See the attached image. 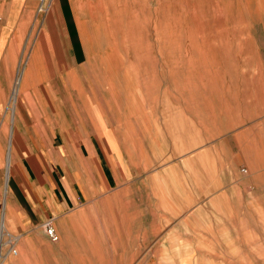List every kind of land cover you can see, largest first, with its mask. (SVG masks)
Returning a JSON list of instances; mask_svg holds the SVG:
<instances>
[{"label":"rangeland","instance_id":"374dc122","mask_svg":"<svg viewBox=\"0 0 264 264\" xmlns=\"http://www.w3.org/2000/svg\"><path fill=\"white\" fill-rule=\"evenodd\" d=\"M37 13L42 50L51 37L70 68L81 66V96H95L102 118L111 123V109L139 149L142 124L155 128L174 156L162 165L195 172V233L149 264H264V0H53ZM209 165L212 206L201 196ZM9 261L50 264L42 253Z\"/></svg>","mask_w":264,"mask_h":264},{"label":"crops","instance_id":"0c3cea01","mask_svg":"<svg viewBox=\"0 0 264 264\" xmlns=\"http://www.w3.org/2000/svg\"><path fill=\"white\" fill-rule=\"evenodd\" d=\"M42 3L53 0H0V264L41 253L50 264L59 255L78 264H149L151 252L195 233L198 181L190 166L181 175L162 165L174 156L155 128L142 124L139 149L111 109L109 123L95 96H81V66L70 68L51 37L42 50ZM202 172L201 196L214 197L213 167ZM48 220L57 244L42 227Z\"/></svg>","mask_w":264,"mask_h":264},{"label":"built area","instance_id":"2783aa9c","mask_svg":"<svg viewBox=\"0 0 264 264\" xmlns=\"http://www.w3.org/2000/svg\"><path fill=\"white\" fill-rule=\"evenodd\" d=\"M42 227H43L44 232H45L46 236L48 237V239L52 242H56L58 237H57V234H56L54 228L51 225V222L49 220L46 221L45 223H43ZM11 253L15 254L16 251L14 249H11ZM1 258H2V254L0 252V259Z\"/></svg>","mask_w":264,"mask_h":264},{"label":"bare ground","instance_id":"6f19581e","mask_svg":"<svg viewBox=\"0 0 264 264\" xmlns=\"http://www.w3.org/2000/svg\"><path fill=\"white\" fill-rule=\"evenodd\" d=\"M14 84H15V83H14ZM30 90H31V89H30ZM16 93H17V92H14V96H13L14 99H16ZM13 98H12V99H13ZM12 102H13V101H12ZM78 125H79V123H78ZM1 221H4V220H1ZM4 222H5V221H4ZM5 223H6V222H5ZM0 225H1V224H0ZM1 226H3V225H1ZM0 228H1V230H0V232H1V233H0V240H1V239H2V236H4V233H3V227H0ZM5 229H6V228H5ZM5 232H6V230H5ZM6 234H7V233H6ZM0 261H2V260H0Z\"/></svg>","mask_w":264,"mask_h":264}]
</instances>
